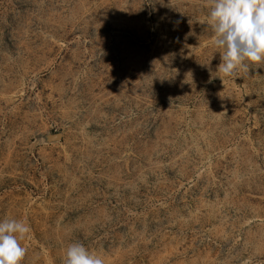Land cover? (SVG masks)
I'll list each match as a JSON object with an SVG mask.
<instances>
[{"label":"rangeland","instance_id":"obj_1","mask_svg":"<svg viewBox=\"0 0 264 264\" xmlns=\"http://www.w3.org/2000/svg\"><path fill=\"white\" fill-rule=\"evenodd\" d=\"M207 0H0V220L23 264H264V64L220 79ZM62 140L46 144L47 134Z\"/></svg>","mask_w":264,"mask_h":264},{"label":"clouds","instance_id":"obj_2","mask_svg":"<svg viewBox=\"0 0 264 264\" xmlns=\"http://www.w3.org/2000/svg\"><path fill=\"white\" fill-rule=\"evenodd\" d=\"M210 9L206 25L212 30V44L221 49L219 77H235L249 64H264V0H207ZM31 227L23 219L0 220V264H23ZM63 264H105L99 254L80 242L65 249Z\"/></svg>","mask_w":264,"mask_h":264},{"label":"water","instance_id":"obj_3","mask_svg":"<svg viewBox=\"0 0 264 264\" xmlns=\"http://www.w3.org/2000/svg\"><path fill=\"white\" fill-rule=\"evenodd\" d=\"M42 140L46 144L60 142L62 140V133L56 132L52 134H47L42 138Z\"/></svg>","mask_w":264,"mask_h":264}]
</instances>
